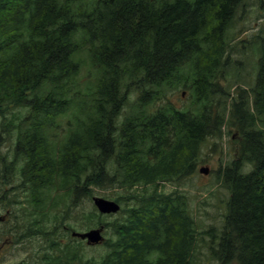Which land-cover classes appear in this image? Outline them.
Segmentation results:
<instances>
[{"label":"trees","instance_id":"obj_1","mask_svg":"<svg viewBox=\"0 0 264 264\" xmlns=\"http://www.w3.org/2000/svg\"><path fill=\"white\" fill-rule=\"evenodd\" d=\"M244 1L0 0V204L8 199L2 185L13 183L14 199L26 194L38 217L18 236L40 237L45 264H264V31L251 41L254 84L223 99L232 64L242 63L228 35ZM83 51L99 79L94 98L73 106L68 83L85 64ZM179 87L191 91L188 109L170 102ZM130 99L138 109L118 127ZM230 120L240 140L219 171L231 192L228 212L223 228L201 232L186 195L159 184L194 173L202 143ZM7 141L9 151L1 150ZM116 183L127 192L115 201L135 204L113 221L94 213L104 250L83 262L87 244L73 232L96 227L48 228L51 211L63 201L70 212Z\"/></svg>","mask_w":264,"mask_h":264},{"label":"rangeland","instance_id":"obj_2","mask_svg":"<svg viewBox=\"0 0 264 264\" xmlns=\"http://www.w3.org/2000/svg\"><path fill=\"white\" fill-rule=\"evenodd\" d=\"M264 31V10L260 8L258 0H245L240 4L236 11L234 21L231 25L228 39L236 49L233 51V57L235 60H240L242 63L236 62L232 64V69L228 72V78L226 79L227 92L224 100L231 99L232 102L239 96L241 89L250 90V87L255 82L256 68H257V54L253 51L252 38L255 34ZM84 52V51H83ZM82 60L85 64L80 68L79 74L75 77V81L71 80L68 85L70 88L69 97L74 102L84 101L89 103L94 98L93 93L96 88V83L99 79V71L90 61L86 52L81 54ZM179 87L170 96V102L178 107L188 109L193 103L190 89H182ZM182 91L184 95H182ZM78 93V97L75 98ZM219 99V95L215 96V101ZM76 100V101H75ZM227 102H225V105ZM92 107V106H91ZM138 109V104L135 103V99H130L123 107L121 114L117 119V126L121 127L122 123L127 117L134 114ZM75 114L72 107L68 110L65 116L71 118ZM64 116V117H65ZM11 119V115H10ZM3 118L0 117V122ZM234 125V126H233ZM63 127L66 126L64 123ZM232 126V127H231ZM60 128V131L63 130ZM260 127H263L262 125ZM1 128V127H0ZM264 128V127H263ZM1 130V129H0ZM118 132V131H117ZM116 132V133H117ZM15 134V130H13ZM238 137L237 127L235 121L230 120L229 124L224 127V132L219 137H208L200 146L197 170L183 178H177L167 182H161L159 184V190L162 192L170 193L176 191L186 195L188 200V208L191 211L193 217H195L196 228L204 231L210 228H223L225 222V214L228 212V202L231 192L229 188L222 183L219 171L221 168L231 163L236 158V150ZM116 138V135L114 136ZM12 146V141H7L2 145L1 150L5 151ZM119 151L116 150V154ZM250 165L247 164L243 171H248ZM201 168L204 171H201ZM6 190L13 191L15 188L13 183L2 185ZM20 190V189H19ZM127 189L118 187V183L109 185L106 187L95 188L93 196H100L110 200H115L118 195L125 194ZM7 192V202L0 204V216H4L6 222L0 223V229L4 228H25L29 224L33 223L34 217H38V213L35 211L32 205H29L26 201V194L22 193L14 199L12 192ZM62 191V193H64ZM9 199L16 200L13 204H9ZM123 199L121 207H128L131 203L135 204V201ZM71 202V200H70ZM8 211L15 210L17 212L18 221L20 226L15 225L16 219L6 215ZM67 205L63 201L59 202L58 209H52L51 211V224L48 228H90L99 225L100 217L94 215V213L103 216V221H113L122 213L116 214H101L96 207L93 199L90 197L82 198L80 203L72 206L70 212H67ZM58 214V218H56ZM95 216V220L93 217ZM1 234V232H0ZM208 236L204 233L199 240V249L201 254L207 253L205 240ZM66 242V240H64ZM101 243H90L85 247L84 261H87L90 256L94 255L99 257L103 252V248L99 246ZM22 247V246H19ZM16 252L5 253L0 261V264H13L20 262L23 257V252L18 251V248H13ZM82 264V263H81Z\"/></svg>","mask_w":264,"mask_h":264},{"label":"flooded vegetation","instance_id":"obj_3","mask_svg":"<svg viewBox=\"0 0 264 264\" xmlns=\"http://www.w3.org/2000/svg\"><path fill=\"white\" fill-rule=\"evenodd\" d=\"M18 233H20V230L13 228L8 236L2 235L0 237V261L5 253H14L16 251L13 248H18V251L23 252V257L20 262L13 264H45L40 246V237L18 236ZM81 240L89 245L86 239L81 238ZM70 264H75V262H70Z\"/></svg>","mask_w":264,"mask_h":264},{"label":"water","instance_id":"obj_4","mask_svg":"<svg viewBox=\"0 0 264 264\" xmlns=\"http://www.w3.org/2000/svg\"><path fill=\"white\" fill-rule=\"evenodd\" d=\"M183 95H184V92H183ZM201 171H204V170L201 168ZM93 201L96 207L98 208V210L104 214H109V213L115 214L119 212L121 208L120 203H118L117 201L110 200L104 197L94 196ZM103 230H104V226H101L99 228L90 229L86 232L75 231L73 232V235L78 236L82 239H87L89 244L90 243H101L104 239Z\"/></svg>","mask_w":264,"mask_h":264}]
</instances>
